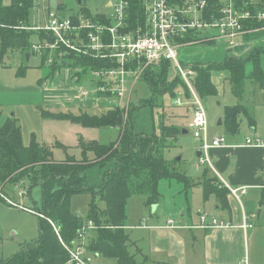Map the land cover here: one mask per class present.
<instances>
[{
  "label": "crops",
  "instance_id": "obj_1",
  "mask_svg": "<svg viewBox=\"0 0 264 264\" xmlns=\"http://www.w3.org/2000/svg\"><path fill=\"white\" fill-rule=\"evenodd\" d=\"M11 1L12 0H3L4 6H8ZM51 1H53V3L57 1V11L63 10V0H48L50 3ZM85 1L94 3L93 6L97 9L104 6L108 12L105 10L93 11L91 8L83 5L76 14L82 13L81 9L83 8L90 14L88 17L102 25L110 26L113 24L111 16L119 0ZM77 2L80 4V0ZM249 2L255 5L262 4L261 0H250ZM222 3L223 0H220L219 5ZM39 9L40 8L35 5V0H33L31 15L39 11ZM42 11L44 13V24L42 27L47 23V14L49 12H54L60 16L58 12L50 10L49 5ZM127 11L125 27L122 29L124 33H130L136 27L144 23L143 16H134L132 10H129V6ZM82 14L85 15V13ZM31 15L29 28H22L19 26L16 28L26 30V32H33L39 39L41 33L36 30H31L32 28H36L35 25H32L33 19ZM132 17H135V20L139 24L131 28L130 20ZM216 36L217 35H184L174 39L175 45L179 46L177 49V63H179L183 69L193 71L194 75L190 78V87L193 93L198 97L197 100L203 110V98L196 92V71L192 69V66L217 64L222 62L226 57L243 59L247 58L256 48H264V27L257 29L252 28L246 33L238 35L232 45H225L209 40L211 37ZM187 37H194L195 40L184 41L183 39ZM108 41L109 40L106 39V42ZM181 47L187 54L184 55L180 53L179 49ZM199 47H207L214 50L206 49L204 51L200 50L201 53H195V49ZM12 53H17V51L14 50ZM25 53L26 59L24 60L27 62L31 54L34 53L31 48L25 50ZM37 57L41 59V65H44L43 58L39 55ZM8 59L9 58L6 57L4 64ZM166 61L170 64V74L167 81L172 82L175 79L173 78V71L176 73V77L181 79L174 63L169 60ZM159 62L146 66L144 61L131 62L129 64V69L132 71L140 69L141 74L136 80L127 77L124 95L121 98H116L105 93H98L95 95L97 98L90 96L83 97L81 95L82 91L88 90L92 86V83L89 81L88 73L94 68H90L88 72H82V69L79 67H73L69 66L68 63H62L63 66L61 68L65 67L66 72H61L60 68L54 73L49 72L52 78L41 80V77H43L42 74L37 77L38 83L34 87L35 92L40 94L39 102L30 108H32L34 117H36L38 122L42 121L40 117L41 109L48 112H56L69 105H77L84 110L99 109L103 110L102 112L113 107L121 109L127 114L130 107H139L140 103L143 101H140L136 106H133L131 103V97L137 82L141 81L148 89L143 79V74L147 67L157 66ZM133 63L135 64V68L132 69L131 65ZM262 63L264 70V57ZM2 64L3 63H0V69ZM25 67L21 75L23 78L28 68L27 66ZM18 70L19 67H17L16 75L20 76ZM70 71H74V75L70 76ZM79 71H81V73H79ZM23 78H20V82L16 83V86L12 88L0 82V123H3L11 116L17 118L16 115L9 114L8 112L5 113L2 110L1 94L2 92L11 93L22 91L27 86ZM210 81L216 90V94L212 96L224 97L225 86L227 84L232 97L226 98L224 102L216 101L217 108L221 113L217 116L219 120L210 125V122L208 123L207 120V130L204 135L205 137L207 136L206 141H209L213 136L223 137L225 139V145L212 148L210 151H207L204 157L203 152L199 151L203 141L193 136L199 143L194 170L199 174L191 173L190 177L179 171L177 161L166 159L165 155L170 147L164 150V160L174 164L172 166L181 178L167 181L168 183L172 181L179 183H176L173 187L171 195L167 198V201L162 207L160 216H156L159 201L153 204L157 207L152 211V216L157 217V219L160 217L161 220L154 221L153 218H151L149 223L147 221L141 225L140 222L138 226L131 228V230L139 232L137 235L135 234V240L130 239V247L132 248L131 252L135 255L136 261L141 264H264V151L260 147L253 148L245 146L246 139L257 140L264 143V89L259 90L254 85L247 83L244 86L242 99H238L231 92L229 74L227 71H213ZM184 84L186 85L185 82ZM248 85L251 86V90L249 91H247ZM188 91L189 97L186 96V93L179 87L172 89L171 93L169 91L162 92L157 100L163 103V108L153 109L157 110V113L162 115V122L165 125L179 128L180 133L176 140L179 136L186 135L187 133L184 129V120L187 117H189V124L187 123L188 128L192 130L190 124L192 121L193 97L190 96L191 91L189 88ZM149 93L150 96L148 99L152 96L150 90ZM182 95H184L185 104L182 102L184 101L181 99ZM166 97L171 99L170 104H165ZM177 99H179L180 105H177ZM239 104L242 105L243 109L236 116L238 126L236 130L229 131L224 126L225 108L234 107ZM138 111L140 110L134 111L132 116ZM221 117L222 119H220ZM166 119H171L172 124L166 123ZM18 124L21 128L20 120ZM220 128L224 129L225 135H221L219 132ZM30 131H32L31 137H36L35 128ZM192 135H194L193 130ZM51 141L52 140L41 142L40 144L49 146L48 148L51 151L57 147V143L62 145L58 140L54 143ZM88 141L89 140H84V142ZM23 144L26 146L25 143ZM113 166L114 164L111 163L110 168H107L111 169ZM182 180L183 183L180 185V181ZM238 188H245V193L236 197L230 191ZM20 193L21 195H19ZM0 196L2 197L0 200L5 204L14 207L6 202L7 199L15 203L2 193V186H0ZM22 196L23 192H19L18 197L21 198ZM160 199H163V194H161ZM262 202L263 204H261ZM18 209L21 210L20 208ZM28 210L27 212L31 211L30 209ZM21 211L23 212L24 210ZM201 215L206 217L208 228H204L203 224L200 223L199 217ZM212 221L224 225L227 224L229 226L213 227ZM243 224H249L251 227L243 228ZM171 226L175 228L171 229ZM103 261H99L98 264H104Z\"/></svg>",
  "mask_w": 264,
  "mask_h": 264
},
{
  "label": "trees",
  "instance_id": "obj_2",
  "mask_svg": "<svg viewBox=\"0 0 264 264\" xmlns=\"http://www.w3.org/2000/svg\"><path fill=\"white\" fill-rule=\"evenodd\" d=\"M205 1L207 15L211 13L217 15L220 0ZM249 1L240 0L248 4L243 7L245 10L250 11L252 15L257 11L264 14V0H261L260 5L250 4ZM240 6H243L242 3ZM32 8L33 0H12L8 6H4L3 0H0V63H3L8 52L12 53L14 50L21 51L23 58L26 59L25 50L31 48L28 39L34 33L16 27L29 28ZM129 10H132L134 16H143L142 0H129ZM81 11L90 16L86 9L82 8ZM138 24L135 17H132L131 28ZM243 27L246 32L252 28H261L264 27V20L244 21ZM39 37H42V33ZM183 40L192 41L195 38L187 37ZM263 57L264 48L259 47L247 58L226 57L217 64L192 66L196 71V92L201 98L216 94L210 81L213 71L228 72L231 92L238 99H242L247 83L263 90ZM67 63L69 66L79 67L82 72H88L90 68L109 66L106 61L75 56L68 58ZM62 66L63 64L54 62L49 67L50 72L54 73ZM25 68V66L19 68L20 76ZM131 68H135L134 63ZM169 74L170 64L166 60L160 61L157 66L147 67L143 79L152 96L148 100H143L139 107H130L127 114L113 107L99 114H90L88 110L82 108L78 109L79 113L74 114L41 109L40 117L43 119L69 122L83 128L119 129L117 141L108 145L96 141H81L80 160L69 157L60 162L54 161L49 146L37 143L34 137L28 146H24L21 128L14 116L0 123V182L4 184L26 181L30 186H37L40 193V211L36 216L38 218L36 241L21 244L15 254L0 264H65L68 254L61 242L70 245L83 223L87 221L93 222L96 226V229L88 231L86 235L88 250L94 253L96 258L113 260L114 264H137L135 255L131 252L130 237L124 230L127 201L132 194H144L145 206L150 207L161 198L160 181L180 179L172 166L174 164L163 158L164 150L173 146L171 142L176 140L180 130L165 125L162 122V115L158 114V134L145 135L138 132L133 125L132 113L137 110L163 108V103L158 102L157 98L162 92L171 93L172 89L177 87L189 97L188 88L180 78L176 77L172 82L167 81ZM242 109L241 104L225 108L224 126L227 130H236L238 126L236 116ZM57 145L61 146L58 143ZM88 154L92 155L93 161H88ZM107 163H113V168L108 169ZM92 166H97L102 171L98 185H89L84 175ZM75 195L93 197L84 219L70 208L71 199ZM95 196H98L99 202L104 203V209L98 207L94 200ZM18 206L21 205L15 204L14 207L19 208Z\"/></svg>",
  "mask_w": 264,
  "mask_h": 264
},
{
  "label": "built area",
  "instance_id": "obj_3",
  "mask_svg": "<svg viewBox=\"0 0 264 264\" xmlns=\"http://www.w3.org/2000/svg\"><path fill=\"white\" fill-rule=\"evenodd\" d=\"M240 3L243 6H240ZM142 5L144 23L130 33L122 32L129 0H119L111 16L113 24L110 26H104L82 13L64 19L54 12H49L44 27L31 29L42 33L38 42L31 44V50L44 58V65L47 67L54 62L62 64L66 61L67 64V59L71 56L108 62L109 67L94 68L89 71V81L92 86L82 91L83 97H96L98 93H105L121 98L124 95L127 77L136 80L141 74L140 69L135 71L129 69L131 62L144 61L146 66L156 64L162 59L174 63L178 75L186 83L191 94H194L190 87L193 71L185 70L177 63L179 46L175 45L174 39L192 33H202L217 35L209 40L232 45L238 35L246 33L243 27L244 21L264 20L263 13L257 11L252 15L243 8L247 4L240 0H223L217 9V15L214 13L207 15L205 0H142ZM106 39L109 41L106 42ZM197 99L198 97L193 95V118L190 126L194 131L193 136L203 141L201 148L205 155L212 148L223 146L225 139L213 136L206 141L205 112ZM245 146L260 147L264 151V143L257 140L246 139ZM230 192L237 197L245 193V188ZM6 202L13 205L7 199ZM18 207L29 211L21 206ZM199 221L204 228L209 227L204 215L199 217ZM211 223L213 227L229 226L216 221ZM242 227L247 228L251 225L243 224ZM94 229L96 226L93 222L87 221L83 223L70 245L61 242L68 254L65 264H95L96 256L88 250L86 241L88 231Z\"/></svg>",
  "mask_w": 264,
  "mask_h": 264
},
{
  "label": "rangeland",
  "instance_id": "obj_4",
  "mask_svg": "<svg viewBox=\"0 0 264 264\" xmlns=\"http://www.w3.org/2000/svg\"><path fill=\"white\" fill-rule=\"evenodd\" d=\"M77 1L78 0H63V10L57 11V1H55V3L51 1L50 3L48 2V0H35V5L38 6L41 10L39 9V11L31 15L33 19L32 25H35L36 28H41L43 26L44 13L42 10L46 8L47 5H49L50 10L58 12L61 18L64 19L74 16L83 5L91 8V10L93 11L105 10L106 12H108L104 6H101L97 9L93 6L94 3L80 0L79 4ZM28 41L31 44H35L38 42V37L33 34L29 36ZM206 49L214 50L207 47H199L195 49V53H201L200 50L204 51ZM179 51L184 55L187 54L186 51L182 50V47L179 49ZM34 54H31L29 60L26 62L20 51L12 54L8 52L7 55L4 56L3 64L0 69V82L2 84H5L9 88H12L16 86V83L20 82V78H23V76L16 75L17 67H28L27 73L23 78V81L27 86L22 91L11 93L2 92L1 94L2 110L5 113L8 112L9 114L16 115L17 119L19 118L20 120L22 129V143H25V145L28 146V144L32 142V131L30 130L35 128L36 137H34V139L37 143L40 144L41 142L49 140H52L51 142L54 143L56 142V140H58V142L62 144L61 146L57 145V147L52 151L53 160L56 162H60L69 157H72L75 160H80L82 158L80 146L81 141H96L97 143L104 145H108L112 142L117 141L119 131L116 128H83L78 125H72L69 122L66 123L60 120H47L43 119L42 117V121L38 122L36 117H34L32 108H30L31 106H33L34 104L36 105L39 102L40 94L35 92L34 86L37 85V77L40 74L43 75V77H41V80L52 77H50L49 74V67H47L46 65H41V59L37 57V54ZM6 57H8L9 59L6 60L4 64ZM60 70L61 72H66L65 67L61 68ZM69 74L70 76L74 75V71H70ZM173 78H176V73L174 71ZM249 90H251V86L248 85L247 91ZM193 95L195 94H191L190 96L193 97ZM149 96V90L141 81H139L137 82L133 91L131 103L133 104V106H136L140 101L147 100ZM228 97L232 96L226 84L224 97L209 96L207 98H203L202 103L206 113L205 118L207 116L206 123L208 120V123L210 122V125L211 123H216L217 120H219L217 116H219L221 113L217 108L216 101L224 102ZM181 99L184 100V95L181 96ZM182 102L184 103L185 100ZM170 103L171 99L169 97H166L165 104ZM176 103L177 105H180V101H177ZM78 109L79 106L77 105H69L63 109H59V111L56 112H69L74 114L79 113ZM102 111L103 110L99 109L88 110L90 114H99ZM192 118L193 114L191 115V119ZM188 119L189 117L184 120V129L187 131L186 135H181L176 141L172 142L173 146L169 148L165 157L168 160L177 161L179 171L184 175H188L190 177L191 173L199 174L194 171L195 163L197 161L196 152L199 147V143L193 138L192 130L188 128ZM220 119H222V117ZM131 120L133 125L139 132H142L149 136L157 135L159 132L157 110H140L133 114ZM165 122L168 124H172L171 119H166ZM219 132L221 133V135H225V131L223 128H220ZM199 151L203 152L202 148H200ZM87 157H89L88 161H93L91 154H88ZM107 165H109L108 168H110L111 163H107ZM84 175L89 185H98L101 181L102 171L97 166H92L85 171ZM176 183L179 182L172 181L168 183L166 180L160 181L159 192L160 194H163V199L159 200L156 216H160V214L162 213V207L167 201V198L171 195L173 187L176 185ZM182 183L183 180L180 181V185ZM0 186H2V193L6 197L14 201L16 204H20L21 206L31 210V212H27L25 210L22 212L21 210L23 209L19 210L18 208L11 207L0 200V261L4 262L19 250L21 244L25 242L36 241L38 237L36 229L38 218L36 216L37 212L40 211V193L37 186H30L26 181L16 183L6 182L4 184L0 182ZM19 192H23V196L21 197L22 199L18 197ZM92 199L93 197L91 195L73 196L70 202V208L72 212L79 216H82L84 219L88 210V204ZM94 200L101 210L104 209V203L99 202L98 196H95ZM145 200L146 196L144 194H132L127 201V219L124 230L131 240H135V234L137 235V233H139L131 230V228L138 226L140 222L141 225L142 223L147 221L149 223L151 218H153L154 221L161 220L160 217H158L159 219H157V217L152 216V211L156 209L157 206L152 205L150 207H147L145 206ZM15 203L12 202V206H15ZM170 228L173 229L175 227L171 226ZM99 261H103L104 264H114L113 260L104 259L102 257H97L95 259L96 264H98ZM137 264L141 263L137 262Z\"/></svg>",
  "mask_w": 264,
  "mask_h": 264
}]
</instances>
